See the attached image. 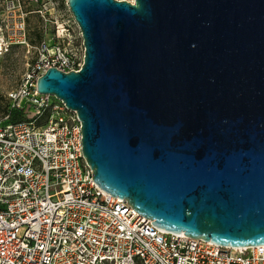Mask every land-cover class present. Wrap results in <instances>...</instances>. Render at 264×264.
<instances>
[{
  "label": "water",
  "instance_id": "1",
  "mask_svg": "<svg viewBox=\"0 0 264 264\" xmlns=\"http://www.w3.org/2000/svg\"><path fill=\"white\" fill-rule=\"evenodd\" d=\"M80 68L36 89L76 112L95 184L168 232L264 244V0H66Z\"/></svg>",
  "mask_w": 264,
  "mask_h": 264
},
{
  "label": "built area",
  "instance_id": "2",
  "mask_svg": "<svg viewBox=\"0 0 264 264\" xmlns=\"http://www.w3.org/2000/svg\"><path fill=\"white\" fill-rule=\"evenodd\" d=\"M25 2L44 16V1L0 0V52L29 46ZM48 7L51 15V0ZM50 22L58 41L43 39L0 115V264H264V244L221 246L165 231L95 184L76 112L36 89L46 69L77 71L83 60V46L80 54L68 47V24Z\"/></svg>",
  "mask_w": 264,
  "mask_h": 264
},
{
  "label": "rangeland",
  "instance_id": "3",
  "mask_svg": "<svg viewBox=\"0 0 264 264\" xmlns=\"http://www.w3.org/2000/svg\"><path fill=\"white\" fill-rule=\"evenodd\" d=\"M45 9H43L44 16L42 17L36 11L40 7L37 3L25 2V23L28 32L29 46H13L7 51L0 52V115L6 109L7 102L4 98L6 91L14 88L20 81V78L25 71L28 64L37 59L40 46L49 35L52 33V22L54 20H62L69 26L68 31V47L76 54L82 52V41L77 33L75 24L66 6V0H51L54 4V11L51 15L48 14L50 8V0H41ZM53 44L58 40H50ZM66 41V40H65Z\"/></svg>",
  "mask_w": 264,
  "mask_h": 264
},
{
  "label": "bare ground",
  "instance_id": "4",
  "mask_svg": "<svg viewBox=\"0 0 264 264\" xmlns=\"http://www.w3.org/2000/svg\"><path fill=\"white\" fill-rule=\"evenodd\" d=\"M45 42H46L47 44L51 43V41H50V36H49V35L46 37Z\"/></svg>",
  "mask_w": 264,
  "mask_h": 264
}]
</instances>
